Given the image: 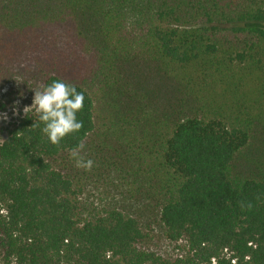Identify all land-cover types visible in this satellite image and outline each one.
<instances>
[{
    "label": "trees",
    "instance_id": "obj_1",
    "mask_svg": "<svg viewBox=\"0 0 264 264\" xmlns=\"http://www.w3.org/2000/svg\"><path fill=\"white\" fill-rule=\"evenodd\" d=\"M20 51L84 94L83 126L4 130L0 264H264V0H0V61ZM97 163L126 165L182 255L143 251L133 215H83Z\"/></svg>",
    "mask_w": 264,
    "mask_h": 264
},
{
    "label": "rangeland",
    "instance_id": "obj_2",
    "mask_svg": "<svg viewBox=\"0 0 264 264\" xmlns=\"http://www.w3.org/2000/svg\"><path fill=\"white\" fill-rule=\"evenodd\" d=\"M18 54L0 61V112L8 114L6 121L0 120V142L5 136L4 130L24 115L22 109L31 104L32 91L43 86L44 77L48 73L46 67L41 66V59L38 58L39 52L30 54L20 51ZM141 82H145V80ZM17 101L18 103L14 104ZM13 106L18 113L15 116L11 111ZM32 111H35L34 107L26 110L25 114ZM96 116L97 130L105 129L102 124L108 127V122L103 119L101 106L97 107ZM92 140L91 147L99 145V138L93 137ZM90 144L91 142L83 150L85 156L91 154L87 148ZM95 152L93 151V153ZM98 159L102 160L99 155ZM53 165L59 167V161ZM121 165L118 168H111L112 170H108L107 173L98 165V171L94 170V173L82 179L78 200L83 215L101 213L107 209H118L133 215L138 219L141 230L146 235V239L141 244L143 251L153 253L163 260H172L182 255L183 242L170 243L166 239L164 229L154 210L145 204L143 195L134 184L136 177L127 172L124 163ZM93 167L96 166L93 165Z\"/></svg>",
    "mask_w": 264,
    "mask_h": 264
},
{
    "label": "clouds",
    "instance_id": "obj_3",
    "mask_svg": "<svg viewBox=\"0 0 264 264\" xmlns=\"http://www.w3.org/2000/svg\"><path fill=\"white\" fill-rule=\"evenodd\" d=\"M32 92L31 104L24 107L22 112L25 115L26 110L34 107L37 120L42 124L40 130L50 144L58 145L66 135L81 129L82 121L77 119V114L84 104L82 92H78L74 86L59 79ZM11 111L13 116L18 114L15 106ZM7 119L8 114L0 112V120L6 121ZM71 155L77 168L87 170L92 167L93 161L78 156V149L73 150Z\"/></svg>",
    "mask_w": 264,
    "mask_h": 264
},
{
    "label": "built area",
    "instance_id": "obj_4",
    "mask_svg": "<svg viewBox=\"0 0 264 264\" xmlns=\"http://www.w3.org/2000/svg\"><path fill=\"white\" fill-rule=\"evenodd\" d=\"M232 263H233V261H232ZM212 264H215L213 260H212Z\"/></svg>",
    "mask_w": 264,
    "mask_h": 264
}]
</instances>
